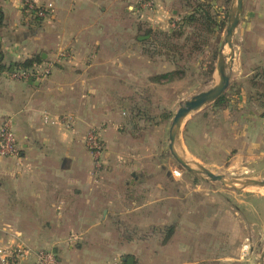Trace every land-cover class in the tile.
<instances>
[{"label": "crops", "instance_id": "obj_1", "mask_svg": "<svg viewBox=\"0 0 264 264\" xmlns=\"http://www.w3.org/2000/svg\"><path fill=\"white\" fill-rule=\"evenodd\" d=\"M48 4L46 17L35 20L30 7ZM137 5L136 0H0V123L12 119L19 145L17 158H0V246L23 245V264H32L41 250L53 252L62 264H125L127 258L134 264L197 263L193 244L179 234L174 236L176 253L166 245L154 250L141 246L137 253L143 238L133 250L138 241L128 230L153 227L147 213L160 206L133 202L124 174L95 173L84 147L89 130L113 131L121 82L130 86L129 70L143 68L126 59L142 53L134 40L143 39L145 48L162 32L146 26ZM254 17L257 27L239 30L243 21L238 24L225 104L211 103L185 123L189 154L208 168L219 167L212 161L215 156L231 160L222 165L230 172H255L253 167L264 164V13ZM60 51L72 58L54 63ZM171 53L160 64L165 73L178 63ZM37 55L43 60L38 65L54 63L47 78L9 77L17 63ZM158 56L155 64L163 62ZM159 67L148 68L150 83L158 84L152 75ZM62 117L71 118L72 126L67 129ZM217 148L222 152L216 153ZM178 151L186 156L181 144ZM188 219L190 231L194 223ZM212 227L211 233L219 229ZM122 228L126 233L119 234ZM204 256L200 264L211 259Z\"/></svg>", "mask_w": 264, "mask_h": 264}, {"label": "rangeland", "instance_id": "obj_2", "mask_svg": "<svg viewBox=\"0 0 264 264\" xmlns=\"http://www.w3.org/2000/svg\"><path fill=\"white\" fill-rule=\"evenodd\" d=\"M136 2L139 4L138 0ZM152 2L151 11L142 9L139 4L136 13H143L146 26H152L162 32H157L155 41L147 47L145 45V48L142 44L143 39L134 40V47L141 49L142 53L140 55L134 52L126 59L143 68L129 70L130 86L129 83L121 82L123 91L116 94L115 104L118 111L114 113L113 131L102 134L101 127L89 130L83 138L85 151L93 159L87 141V135L91 133L102 148L97 164L92 160L94 172L111 171L124 174L132 186L133 202L151 203L153 209L157 205L160 206L156 211L147 213V218L154 222L153 227L141 231L128 230L131 232V238L136 237L138 241L133 250L140 243L138 239L143 238L142 245L136 250L137 253L141 252V246L145 250H154L159 247L162 249L164 245L168 248L171 246L170 251L176 253L178 252L176 246L179 244L175 243L174 236L179 234L183 241L188 238L189 243L193 244L196 264L201 263L199 260L205 257L204 255L211 257L206 264H258L260 254L264 251V187L235 190L223 187L220 183L210 182L204 176L189 174L179 166L168 150V131L180 105L198 93L209 90L218 80L215 66L217 59L228 52L226 47H221V43L234 0H152ZM204 4L212 6L211 15L214 21L212 30L200 32L198 48H193L190 40L186 48L179 51V46L185 43L186 38L192 37L194 32L193 26L187 24V18L195 15L197 6ZM31 9L32 17L40 20L41 18H37L36 10ZM262 13L264 0H244L240 17V21L243 22L242 24L239 22V30L257 27L258 22L254 20V15ZM154 15L160 17L157 18L158 21H154ZM142 32L139 34L140 37L143 36ZM239 39L235 31L234 47L239 43ZM167 49L174 53L169 55L177 58L178 63L174 66V71L165 73L166 69H162L160 64L165 62L164 58L167 59ZM156 54H159L158 57L163 62L156 64V61L153 62ZM210 62L213 64L211 73ZM154 66H160L152 75L155 76L152 79L158 84L148 81V76L151 75L148 68ZM165 74L169 76L163 77ZM232 75V69L228 70L229 78ZM160 80L165 81L161 83ZM234 84L233 79L232 85ZM185 129L184 124L180 144L186 153L185 158L230 179L264 178V164L259 169L253 167L256 169L255 172L242 168H232L233 172H230L222 165L228 166L231 160H226L223 156H215L216 158L212 160L219 166L218 168L214 166L208 168L199 163L188 152ZM215 152L220 153L222 150L217 148ZM175 167L183 171L180 179L173 178L170 173ZM195 189L197 190L193 191ZM209 195H212L211 199ZM155 198L160 201L155 203L157 201ZM188 211L190 213H187ZM145 214L143 212V217ZM209 216L213 218L210 223L207 220ZM218 217L219 224L215 223ZM187 218H192L194 223L190 231L186 230L188 223L191 224ZM211 226L214 228L219 226V229H213L211 233ZM118 231L119 234L126 233L123 228ZM219 257H222L221 260ZM137 261L138 263L140 261L139 254Z\"/></svg>", "mask_w": 264, "mask_h": 264}, {"label": "water", "instance_id": "obj_3", "mask_svg": "<svg viewBox=\"0 0 264 264\" xmlns=\"http://www.w3.org/2000/svg\"><path fill=\"white\" fill-rule=\"evenodd\" d=\"M243 1L244 0H234L230 9L225 34L221 43V47H226L228 52L226 55L220 56L217 59L215 73L217 74L218 80L216 84L209 90L198 93L190 100H187L184 104L180 105L173 116L170 129L168 131V150L181 168L186 170L189 174L204 176L210 182L220 183L223 187L235 190H241L248 187L262 188L264 187V178L236 180L227 178L224 175L215 174L204 166L185 158L178 151V148L181 143V131L187 117L216 101L225 93L229 86L230 78L228 76V70L232 69L234 60L233 37L242 15ZM125 264H134L133 258L125 259ZM258 264H264V251L260 254Z\"/></svg>", "mask_w": 264, "mask_h": 264}, {"label": "built area", "instance_id": "obj_4", "mask_svg": "<svg viewBox=\"0 0 264 264\" xmlns=\"http://www.w3.org/2000/svg\"><path fill=\"white\" fill-rule=\"evenodd\" d=\"M140 7L146 10H152V0H138ZM36 10L37 18H45L47 11L50 10L51 5L46 7H30ZM72 54L67 51H60L57 54L55 62L63 60H70ZM53 62L47 63L43 66L34 65L28 70L13 69L9 73L12 80H43L47 78L54 66ZM59 121L68 129L72 126L71 118L62 117ZM88 146L93 153V161L97 164L100 153L102 151L101 145L91 133L87 135ZM19 156V145L15 136L13 121L11 118H4L0 123V158H17ZM173 178L180 179L183 171L179 167H175L170 171ZM27 255L25 248L21 244H10L7 246H0V264H23V259ZM32 264H62L56 255L51 251H37L34 254V261Z\"/></svg>", "mask_w": 264, "mask_h": 264}, {"label": "trees", "instance_id": "obj_5", "mask_svg": "<svg viewBox=\"0 0 264 264\" xmlns=\"http://www.w3.org/2000/svg\"><path fill=\"white\" fill-rule=\"evenodd\" d=\"M211 5L209 4H204L202 6H197L195 15L189 16L187 18V24L192 25L194 28L193 36H189L188 38L185 39V43L181 46H179V51L186 48V44L188 42L192 43L193 48H198L199 42L198 39L200 38L199 34L203 30H208L210 32L212 30L213 26V16L211 15ZM1 13H0V23H1ZM1 25V24H0ZM168 50V49H167ZM171 52L170 50H168ZM43 60L41 59L40 55L34 56L32 58L26 59L20 63H17L15 65L16 70H28L34 65H38L41 63ZM213 71V64L210 62L209 64V73ZM169 74H165L163 77H168ZM216 106L225 104V96L224 94L220 96L216 101L213 102Z\"/></svg>", "mask_w": 264, "mask_h": 264}]
</instances>
